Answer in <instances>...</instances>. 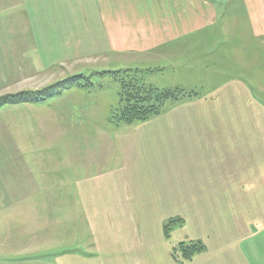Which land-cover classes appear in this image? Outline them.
Segmentation results:
<instances>
[{
    "label": "rangeland",
    "instance_id": "rangeland-1",
    "mask_svg": "<svg viewBox=\"0 0 264 264\" xmlns=\"http://www.w3.org/2000/svg\"><path fill=\"white\" fill-rule=\"evenodd\" d=\"M94 4V0H0V99L20 92L38 94L79 74L86 76L83 84L91 85L66 90L41 104L0 108V213L18 216L0 221V243L4 232L8 240L0 263L17 253L24 262L40 251L41 264H138L136 258L144 254L152 255V264H167L166 253L189 238L202 241L209 252L223 251L220 256L226 249L229 258L240 247L251 262L264 264V234H256L259 227L264 233V200L260 205L253 198L260 190L246 192L238 182L227 180L221 147L225 139L219 134L230 128L235 132L239 126L216 121L242 116L263 121L262 153L249 146L247 157H242L249 182L261 176L263 181L264 107L259 103L264 105V86H257L260 92L253 94L225 86L217 93L209 88L207 76L197 84L190 70L178 68L182 74L176 76L156 66L113 70L122 61L135 65L139 58L119 56L115 63L107 48L97 43L103 41L101 35L81 37L80 23L86 20L94 26L98 20ZM34 16H48L58 27L32 30ZM70 22L71 29H66ZM7 33L22 37L25 44L3 42ZM33 34L48 38L44 48H52L51 57L41 62L25 57L35 54L26 42ZM80 39L86 45L78 49L69 45ZM183 55L192 57L190 47ZM250 63L246 73L252 70ZM152 64L177 66L176 60ZM130 76H139L148 87L162 90L173 85L172 89L201 96L167 101L159 115L128 127L132 124L112 122L109 116L119 101L121 80L130 81ZM245 101L253 106L247 107ZM244 127L249 138L260 134L255 125ZM210 145H219L218 158ZM260 162L262 167H257ZM244 198L253 199L247 203ZM240 207L246 213H237ZM243 215L238 235L233 225ZM172 218L182 223L171 227L167 239L164 225ZM251 234L254 240L249 239ZM247 246L253 249L248 251Z\"/></svg>",
    "mask_w": 264,
    "mask_h": 264
},
{
    "label": "crops",
    "instance_id": "crops-1",
    "mask_svg": "<svg viewBox=\"0 0 264 264\" xmlns=\"http://www.w3.org/2000/svg\"><path fill=\"white\" fill-rule=\"evenodd\" d=\"M94 3L98 20L94 26L88 24L86 20L85 23L81 22L80 28L84 30L80 34L81 37L87 39L89 35L98 37L101 35L103 41H97V43L107 48L106 51H109L115 58L113 59L115 63L118 61L119 56L134 55L139 58L138 62L136 61V66L131 65L130 61H122V64L119 63L115 66L116 69L113 70L131 68L132 66H134L133 68L149 69L156 66L164 69L165 73L167 71L174 72L175 76L181 73L177 71L178 68L190 70L193 77L191 78L197 84L199 82L203 83L207 76L209 88L211 87L212 92L217 93L219 92L218 87L222 86L241 87L236 92L247 91L249 93H258L260 91L257 86H264V0H94ZM37 11L41 12L38 9ZM43 12L47 13L46 10ZM34 17L30 22L32 30L55 29L56 26L58 27L57 24H51V21H48V16H43V19ZM74 25L77 26L76 23ZM65 28L71 29V22L65 24ZM6 39L3 42L12 43L14 41L12 44H25L22 37H11L8 33ZM47 39V37L34 34L31 38H28L26 42L33 46L31 48L35 51V54L27 53L25 57L32 62H41L42 59L45 60L51 57L52 48H44ZM86 42L89 44L87 40ZM64 44L67 45V43ZM69 45L71 47L76 46V49H78L86 43L80 39L69 43ZM189 47L192 51V57L184 59L183 53ZM42 50L44 52L41 54ZM36 52H39L40 56ZM15 59L21 60L19 57H15ZM162 60L172 62L176 60L177 66L165 67L164 65L162 67L152 64V62L161 63ZM249 63L253 64L252 70L246 73L244 68ZM204 65L208 66V69L203 67ZM86 70L88 69L85 68L79 73H84L83 71ZM195 77L197 79H194ZM165 86L167 87L164 88H173V85ZM255 103L258 104V102ZM244 104H247L248 107L249 102L245 101ZM259 104L264 107L262 102ZM249 105L253 106V102ZM216 121H219L218 124L239 126L235 128V132L230 128L228 133L219 134L220 138L223 135L225 139L221 147L225 157L224 173H229L227 180L230 183H232L231 181L238 182L239 188L246 192L251 189L260 190L253 198L259 200L261 205L264 200L263 176L259 181L249 182L248 176L244 173L247 169L242 157H247L249 146L255 147L262 153L263 136L260 131L263 129L261 127L263 121L257 117L243 116L221 118ZM133 125L127 126L132 127ZM247 125H255L260 134L258 135L255 132L249 138L247 128L244 127ZM210 146L214 150V156L218 158L219 145ZM257 167H262V163L260 162ZM231 187L229 184V188ZM253 198L244 199L245 202L249 203ZM241 201H243V198H241ZM245 205L244 203L242 206ZM241 211L246 213V210L242 207L239 208L237 213ZM244 216H236L237 221L233 225L238 235L242 234L239 231L242 229L240 219ZM17 219V215H9L8 212L0 213V221ZM252 228H254L253 224L251 225ZM259 228L256 234L262 236L264 233L261 227ZM4 233H6L3 235L5 239H3V244H0L1 246L4 245L5 249L0 246V255L7 253V232ZM164 237H166L165 234ZM254 237L255 235L252 236L251 234L249 239L254 240ZM183 240L185 241L183 238L178 243L183 242ZM186 240L191 241L189 238H186ZM243 244L248 245L247 241H244ZM250 249H253V247H246V250L250 251ZM238 251L235 255H230L229 258L225 255L226 249L224 255L220 256L219 254L223 251L209 252L206 248V251L196 255L189 264H254L255 260L251 262L246 256L244 257L240 247ZM35 253L40 254L41 252ZM170 253L171 251L166 253L168 256L166 263L179 264L171 257ZM39 254L28 256L26 261L23 262L22 260L25 257L21 253H17L16 258L13 257L8 260L5 258L4 260H7V262L2 264H41ZM151 257L150 254L149 256L144 254V256H138L136 259L138 264H152ZM45 262V264H49V262Z\"/></svg>",
    "mask_w": 264,
    "mask_h": 264
},
{
    "label": "trees",
    "instance_id": "trees-1",
    "mask_svg": "<svg viewBox=\"0 0 264 264\" xmlns=\"http://www.w3.org/2000/svg\"><path fill=\"white\" fill-rule=\"evenodd\" d=\"M116 73H113L115 75ZM86 78L85 75L79 74L76 76H70L62 83L56 85L54 88H46L45 91L38 94L32 92H20L18 94L8 95L0 99V108L9 104H19L24 102H32L41 104L49 99L58 97L64 93V91L72 88H85L91 86L85 85L81 80ZM131 80H121V90L119 95V101L116 106L110 112V119L112 122L118 120L127 124H135L138 122H144L153 116L159 115L162 112L163 106L170 100H185L192 99L193 97H200V92L191 91L187 92L184 89H157L146 86L142 83L139 76H130ZM134 78V79H133ZM85 81V80H84ZM253 94V93H250ZM182 220L170 219L164 225V234L167 238L170 237V231L173 225H181ZM177 225V226H178ZM172 227V228H171ZM206 251V246L202 241H183L178 243L171 250V257L179 264H189L193 261V258ZM56 254L65 255V252H59Z\"/></svg>",
    "mask_w": 264,
    "mask_h": 264
}]
</instances>
